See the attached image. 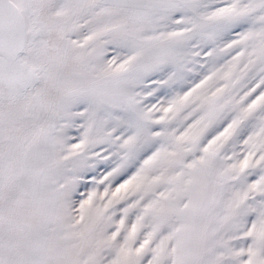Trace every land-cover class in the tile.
<instances>
[{
    "label": "snow or ice",
    "instance_id": "1",
    "mask_svg": "<svg viewBox=\"0 0 264 264\" xmlns=\"http://www.w3.org/2000/svg\"><path fill=\"white\" fill-rule=\"evenodd\" d=\"M0 264H264V0H0Z\"/></svg>",
    "mask_w": 264,
    "mask_h": 264
}]
</instances>
